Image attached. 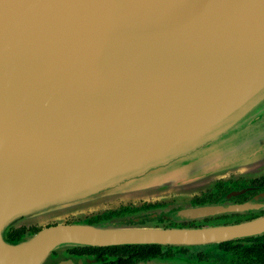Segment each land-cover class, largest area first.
I'll return each mask as SVG.
<instances>
[{
  "label": "water",
  "instance_id": "95a60500",
  "mask_svg": "<svg viewBox=\"0 0 264 264\" xmlns=\"http://www.w3.org/2000/svg\"><path fill=\"white\" fill-rule=\"evenodd\" d=\"M234 171L264 175V0H0V264L262 235L264 216L195 229L58 224L6 240L111 186L124 194L177 173L190 172L183 184Z\"/></svg>",
  "mask_w": 264,
  "mask_h": 264
},
{
  "label": "rangeland",
  "instance_id": "374dc122",
  "mask_svg": "<svg viewBox=\"0 0 264 264\" xmlns=\"http://www.w3.org/2000/svg\"><path fill=\"white\" fill-rule=\"evenodd\" d=\"M187 144V141L174 143L173 146L163 149L162 152L156 155L170 154ZM238 172L234 171L222 175L197 178L191 180L189 183L186 182L183 184L180 183V178L186 175L185 178H187L191 175L190 172H182L175 174V176L164 177L157 183L145 185L138 191L124 194L112 193V190H116V188L111 186L109 189H103L106 193L104 197L92 198V200L86 201L72 209L44 216L39 220L28 223L24 227H36L38 230H41L58 224H85V221L88 219H93L104 212L117 211L121 208H126L131 211L120 213V215L112 216L107 220L98 219L101 221L91 225H99L106 222L119 225H132L130 223H133L153 228L188 229L189 227L205 228L221 226L230 222H241L254 215H260L258 217L264 216V192L247 198L245 201L243 200L244 198L237 194L231 198L224 197L225 192L229 189L233 190L242 184H248L249 181L255 178L242 174V171ZM201 197L208 198L209 202L203 205H196L193 199ZM145 205H149L150 207L144 209L143 206ZM244 205L245 208L240 211L233 210L236 206ZM204 206H216L219 211L212 215L195 219H189L180 213L187 208ZM132 209H138V211L134 212ZM260 211L262 212L261 214ZM20 226L23 227V225ZM28 235L26 234L24 237H28ZM69 249L71 248L58 249L52 252L46 263L56 264L59 260L77 261L78 259L76 258L67 257L66 251ZM179 250H185V253H178ZM167 252L172 253L170 259L163 256L150 261L156 262L157 264H208L209 254L213 252L219 256H223V259L220 261L216 260L217 262L215 264H252L249 260L243 259L239 253L230 256L216 253V245L211 244L161 248V253L167 254ZM198 255L200 258L197 257ZM107 260L104 257H100L96 258L92 263L100 264ZM145 262H138L136 264ZM88 263L90 261L84 259L82 264Z\"/></svg>",
  "mask_w": 264,
  "mask_h": 264
},
{
  "label": "trees",
  "instance_id": "16d2710c",
  "mask_svg": "<svg viewBox=\"0 0 264 264\" xmlns=\"http://www.w3.org/2000/svg\"><path fill=\"white\" fill-rule=\"evenodd\" d=\"M264 186V175L257 177L251 181V185ZM207 198H196V202H205ZM137 210V209H134ZM131 211L126 208H121L117 211H108L100 216L88 219L86 224H90L98 219H105L111 215H117L123 212ZM38 231L36 227H19L9 230L6 235V240L9 243H17L26 234H34ZM244 241L251 243V248L246 249V258L253 257L255 261L264 263V234L255 238L245 239ZM241 241H226L218 244V248L222 251H231L239 247ZM70 252L76 255H96V256H114L115 260L106 264H135L138 261L153 259L161 254V247L157 245H134V246H108V247H75Z\"/></svg>",
  "mask_w": 264,
  "mask_h": 264
},
{
  "label": "flooded vegetation",
  "instance_id": "af4514ba",
  "mask_svg": "<svg viewBox=\"0 0 264 264\" xmlns=\"http://www.w3.org/2000/svg\"><path fill=\"white\" fill-rule=\"evenodd\" d=\"M254 179H256V178H254ZM254 179H252V180H254ZM251 181H249L248 184H244V185L242 184L241 186H238L237 188H234L233 190L229 189L227 192H225L224 197L227 196L230 193H233V192H241V193H238L237 195H239L242 198H244L243 200L245 201V200H247V198L253 197V196H255V195L259 194V193H263L264 192V186H258L256 184L251 185ZM241 194H243V195H241ZM231 197L232 196H229V198H231ZM195 199H193V202L196 205H203V204H206L207 202H209V199L208 198H207V200L205 202H202V203L201 202L200 203L199 202H196ZM149 207H150L149 205L143 206L144 209H147ZM133 211L134 212L135 211H138V209L137 210H133ZM261 213L262 212L260 211V214ZM117 215H120V214H117ZM112 216H115V215H111V216H109V217H107L105 219H101V220H107V219H109ZM258 216H260V215H254V216H251L250 218H248V219H246L244 221H241V222H239V221L238 222H230V223H227V224L221 225V226H229V225H235V224H239V223L249 222V221H251L253 219L258 218ZM101 220L94 221V222H92V223H90L88 225H91V224L96 223V222L101 221ZM189 226H191V224H189ZM188 229H195V228L189 227ZM258 236H261V235H258ZM258 236H255V237H258ZM255 237H249V238H255ZM249 238L231 240V241H241L240 243H238L239 247L237 249L231 250V251H222V250H220L218 248V244L219 243H214V244H211V245H216V253H219L221 255H228V256H230L232 254L239 253L243 259L249 260L252 264H261V262L255 261L253 257H251V258L244 257L245 256L244 254L246 252V249L251 248V245H252L251 243L244 241L245 239H249ZM206 245H209V244H206ZM132 246H134V245H132ZM160 247L162 248V247H172V246H160ZM70 250L71 249H69L68 251H66L67 257L76 258L78 260H82V259L84 260L85 259L87 261H90V263H88V264H93L92 261H95L96 258H100V257H104V258L108 259L107 261H105L103 263H100V264H106V263H109V262H112V261L115 260V257L114 256H111L110 257V256H107V255H103V256H96V255H89V256H87V255H76V254L70 252ZM178 253L184 254L185 253V250H179ZM171 255H172L171 252H167V254L161 253L160 256H157V257H155L153 259L143 260V261H138V262H145V261L155 260V259H159L160 257H163V256L170 259ZM197 257L200 258L199 255ZM222 257L223 256H219L218 254H215L213 252H210L209 257H208V262H209L208 264H215L218 260L220 261L221 259H223ZM138 262H136V263H138ZM219 263H221V262H219ZM226 264H230V263H226Z\"/></svg>",
  "mask_w": 264,
  "mask_h": 264
}]
</instances>
